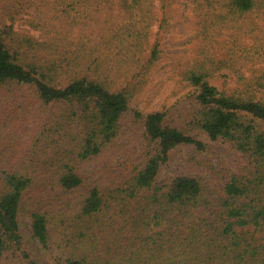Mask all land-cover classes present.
Here are the masks:
<instances>
[{
  "label": "trees",
  "instance_id": "obj_1",
  "mask_svg": "<svg viewBox=\"0 0 264 264\" xmlns=\"http://www.w3.org/2000/svg\"><path fill=\"white\" fill-rule=\"evenodd\" d=\"M189 7L187 106L147 115L141 153L82 192ZM201 136L246 166L162 179ZM0 264H264V0H0Z\"/></svg>",
  "mask_w": 264,
  "mask_h": 264
},
{
  "label": "rangeland",
  "instance_id": "obj_2",
  "mask_svg": "<svg viewBox=\"0 0 264 264\" xmlns=\"http://www.w3.org/2000/svg\"><path fill=\"white\" fill-rule=\"evenodd\" d=\"M191 11L192 7H189L186 13L187 19L179 24L163 41L165 51V58L162 63L163 69L153 77L147 91L126 114L123 120V130L117 141L120 152L118 154L106 153L82 168L81 171L86 179V184L81 189L82 192H86L95 182L103 181V184L107 183L108 178L105 177L108 176L109 171L116 169L119 164H127L129 160L136 157L142 149L140 146L143 141L144 121L147 115L163 110L175 118L187 106L188 100L184 95H176L172 76L177 65L190 54L195 19ZM21 30L24 32L26 29L22 27ZM226 74L228 76L227 80L216 81L214 85L222 88L226 81L233 85V75L231 73ZM201 138L207 143V151L199 152L193 146L177 149L173 152L171 162L163 172L162 179L187 172L205 175L208 171L206 168L201 167L204 162H210L215 167L237 172L246 166L243 157L228 144L211 142L204 136H201ZM26 222L28 227V220ZM25 235L31 250L46 257V252L42 251L41 247L35 242L29 227L28 230H25ZM259 236H262V234Z\"/></svg>",
  "mask_w": 264,
  "mask_h": 264
}]
</instances>
